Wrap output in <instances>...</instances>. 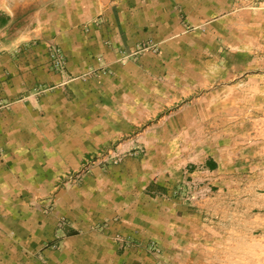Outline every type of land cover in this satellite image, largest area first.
Listing matches in <instances>:
<instances>
[{
	"label": "rangeland",
	"instance_id": "rangeland-1",
	"mask_svg": "<svg viewBox=\"0 0 264 264\" xmlns=\"http://www.w3.org/2000/svg\"><path fill=\"white\" fill-rule=\"evenodd\" d=\"M28 1L0 0V117L49 121L23 130L39 148L0 126V156L36 161L39 183L2 213L0 264H264V83L225 79L264 61V0L217 2V33L181 6L81 23L21 17ZM29 230L51 241L33 254Z\"/></svg>",
	"mask_w": 264,
	"mask_h": 264
},
{
	"label": "crops",
	"instance_id": "crops-1",
	"mask_svg": "<svg viewBox=\"0 0 264 264\" xmlns=\"http://www.w3.org/2000/svg\"><path fill=\"white\" fill-rule=\"evenodd\" d=\"M30 1H28L29 13L24 16L34 19H60V20H82L84 19H94L98 18L100 15H106L110 19H115V17L124 18L125 20L131 19H143L144 16H149V13L153 12L154 8L162 13L161 18L163 19H173L177 15L176 6H181L187 13L189 20H192L196 24V16L204 19V22L201 24L203 19H200V25H203L204 29H209L207 32H221L227 29V21L225 20H215V17L218 10H222V6H218L217 2L222 3V0H32L33 9H30ZM233 1V0H232ZM116 6V7H115ZM116 8L115 11H112ZM46 10L45 14L42 15V10ZM103 13V14H102ZM238 16V14H237ZM214 18V19H213ZM253 27L256 28L257 34L261 37L264 36V11L257 12L256 16H253ZM240 19H243V15L240 18H237L235 22V31L239 32L243 25L240 22ZM213 20V21H212ZM73 25V23H71ZM77 25V23H76ZM166 28V24H163ZM220 25H223L220 27ZM226 25V26H225ZM135 26V24H134ZM231 28V27H230ZM233 28V27H232ZM48 28L45 27V30ZM132 29V22L129 23L128 30ZM213 29V30H212ZM59 32V31H58ZM61 32V31H60ZM108 33L110 30L108 28ZM260 43V42H259ZM263 57V56H262ZM256 61V63L245 65L244 68H241L240 65L236 64V74L234 72H227L225 79H229L231 82H234L238 78L239 74H245L248 69H254L257 67V74L254 76L257 77L258 82L264 83V61ZM3 67V64H0V69ZM6 67L10 73H13L15 65L13 61L7 63ZM234 70V68H232ZM242 70V71H241ZM229 75V76H228ZM233 76V77H231ZM235 77V79H234ZM4 79L3 76H1ZM242 77L241 79H243ZM228 80V81H229ZM256 81V80H254ZM242 82H244L242 80ZM264 90V87H263ZM44 110V112H43ZM49 110V107L42 108V111H35L34 108L26 107L23 105H18L12 107V111L5 113L0 117V126L13 125L14 128L19 131L17 139L13 140L10 146H17L20 148L28 147H41L40 140H34L29 137L23 130L25 126L30 130H44L46 126V121H49L48 115L45 112ZM55 114L59 112L55 109ZM51 115V113H50ZM7 116V117H6ZM51 124V123H50ZM45 141L42 142V146ZM4 146V143H0V148ZM26 150V149H25ZM20 152L25 153L23 149ZM33 162L30 158L26 157L25 154L23 157H19V160H13L6 156L5 158L0 156V227L5 225H10L11 218L9 220L3 219L2 213L4 211L15 210L14 205L16 204V209L19 210V205H29L27 199H20L21 195H29L28 189L35 187V193L38 191V181L33 179V176L36 177L37 170L33 166ZM37 167V166H36ZM19 198V201H16ZM26 206H23L25 208ZM31 231H28V237H22L21 242L24 244V247L34 250L36 247H40L41 244L51 241V237L48 236V241H45V238L41 235L30 234ZM20 240V239H19ZM62 247L60 246L59 250ZM35 250L33 251L34 254Z\"/></svg>",
	"mask_w": 264,
	"mask_h": 264
}]
</instances>
